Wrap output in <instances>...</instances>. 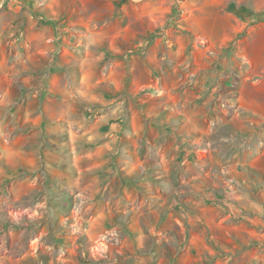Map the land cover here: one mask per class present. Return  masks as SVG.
Segmentation results:
<instances>
[{"label":"crops","instance_id":"1","mask_svg":"<svg viewBox=\"0 0 264 264\" xmlns=\"http://www.w3.org/2000/svg\"><path fill=\"white\" fill-rule=\"evenodd\" d=\"M234 1L245 3L184 0L187 34L159 38L150 47L147 22L140 34L134 29L127 35L128 26L110 35L101 34L109 43L101 40V59L107 52L115 58L110 69L107 65L91 80L84 69L88 56L75 50L73 40L87 34L74 26V21L66 30H71V25L77 29L64 35L70 45L63 41L61 47L55 43L62 37H56L60 34L57 26L40 21L44 16L33 15L28 0L1 3L0 60L5 61H0V66L8 68L11 57L27 63L28 45L39 50L41 56L37 55L39 62L33 69L41 82L33 94L39 96L38 119L48 126H61H56V135L63 140L59 144L67 149L78 171L86 169L80 164L84 156L94 155L84 152L92 143L96 151L108 149L112 160L105 165L107 160L101 161L104 154L100 153V162L89 164L88 169L113 171L114 164H124L125 177L148 188L149 220H162L164 227L150 231L151 237H158L157 243L142 237L139 243H130L131 251H140L135 254L136 264H264V212L258 210L248 182L238 180L236 186L231 184L232 178L217 179L220 166L210 148L211 138L217 134L212 127L219 120L217 102L224 92L236 93L238 100L249 105L252 95L248 88L255 92L259 86L243 81V62L264 58V22L252 33L251 19L243 21L228 11ZM247 4L256 12L264 9V0H247ZM246 28L248 34L242 37L240 32ZM15 46L20 51L14 53ZM258 48L262 54L255 56ZM241 55L246 57L243 61ZM235 65L239 71L234 70ZM255 65L254 74H258ZM225 69L228 72L221 73ZM42 75L49 79L46 86ZM59 79L63 81L58 84ZM12 101L4 94L0 103ZM254 102L257 105L260 99ZM122 107L129 108L128 131L122 130L120 123ZM123 144L125 151H121ZM118 152L121 157L114 156ZM70 181L71 185L80 183L75 178ZM114 183L125 186L120 179ZM124 190L128 192L126 187ZM167 251L174 252L172 261Z\"/></svg>","mask_w":264,"mask_h":264},{"label":"rangeland","instance_id":"2","mask_svg":"<svg viewBox=\"0 0 264 264\" xmlns=\"http://www.w3.org/2000/svg\"><path fill=\"white\" fill-rule=\"evenodd\" d=\"M28 1L33 15L44 16L40 21L46 20L54 28L57 26L60 34L56 37H62L56 39L55 43L61 47L63 41L69 42L64 35L73 32L77 26L86 32L87 35L74 36L73 40L76 41L75 50L84 51L88 56L84 69L89 80L97 72L105 71L107 65L110 69V62L115 58L114 54L107 52L108 56L101 59V40L104 38L101 34H113L124 26H128L125 30L127 35L129 30L134 29L140 34L147 22L148 30L151 28L146 38L148 47L158 43L159 38L167 40L172 35L187 34L183 28V19L187 14L184 0ZM244 2L243 5L237 1L231 2L227 9L243 21L251 19V29L256 30H252V33L258 32L264 22V9L253 11L247 0ZM72 21L76 27L71 25V30L67 31ZM240 33L244 37L248 29ZM103 40L109 44L108 39ZM19 49L15 46L13 52ZM260 50L254 51L255 56L262 54ZM26 51L30 52L27 63L11 57L8 68L2 69L0 66V102L4 94L7 98H13L8 105L0 103V264H136L135 254L140 251H131L130 243H139L141 237L157 243L158 237H151L150 231L152 227H164L162 220H149V203L146 201L148 188L138 186L132 178L125 177L126 173L122 170L124 164L113 165L118 177L113 171L95 172L88 169L89 164L100 162V153L104 154L101 161L102 158L107 160L105 165L112 160V153L109 154L108 149L96 151L92 143L85 146L84 152L94 155H85L80 164L86 169L84 172L78 171L73 158L67 156V149L59 144L63 140L57 137L56 126H61H48V123L38 119L40 101L39 96L33 94L41 82L33 69L39 62L37 55L40 53L33 45L26 46ZM245 58L241 55V61ZM254 65L259 70H256L258 74H254ZM263 66L264 58L258 56L243 62V81L250 83V86H259L255 92L248 88V94L252 95V99L248 98L249 105L238 100L236 93L222 94L216 105L218 124L212 123L217 134L211 138L210 147L216 153L214 160L220 166L217 167V179L232 178L231 184L236 186L238 180L248 182L247 186L254 192L251 196L258 201V210L262 212ZM234 68L240 70L239 66L235 65ZM227 72L225 69L221 73ZM42 77L41 81L46 86L45 82L49 79ZM62 81L59 79L57 83ZM255 98L260 99L257 105ZM122 109L124 113L120 123L122 130L128 131L129 108ZM124 141L128 142V139ZM123 148L124 144L121 151H125ZM114 156L121 157V152L114 153ZM71 178L79 179V185H71ZM119 179L125 186L114 183ZM125 187L128 189L126 193ZM162 205L161 202L158 204L160 207ZM233 207L236 208V204ZM259 236L263 238V235ZM158 248L156 245L154 251ZM165 253L172 261L174 252Z\"/></svg>","mask_w":264,"mask_h":264},{"label":"water","instance_id":"3","mask_svg":"<svg viewBox=\"0 0 264 264\" xmlns=\"http://www.w3.org/2000/svg\"><path fill=\"white\" fill-rule=\"evenodd\" d=\"M1 1H2V0H0V8H1Z\"/></svg>","mask_w":264,"mask_h":264}]
</instances>
